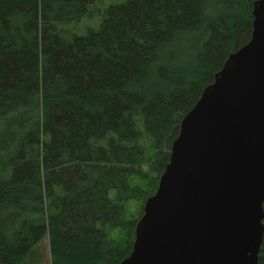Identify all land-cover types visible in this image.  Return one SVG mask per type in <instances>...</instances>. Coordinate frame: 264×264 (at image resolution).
I'll return each instance as SVG.
<instances>
[{"label":"trees","instance_id":"obj_1","mask_svg":"<svg viewBox=\"0 0 264 264\" xmlns=\"http://www.w3.org/2000/svg\"><path fill=\"white\" fill-rule=\"evenodd\" d=\"M95 1L0 0V264L129 253L180 119L249 39L254 0H122L97 29L58 26Z\"/></svg>","mask_w":264,"mask_h":264},{"label":"water","instance_id":"obj_2","mask_svg":"<svg viewBox=\"0 0 264 264\" xmlns=\"http://www.w3.org/2000/svg\"><path fill=\"white\" fill-rule=\"evenodd\" d=\"M184 113L117 264H255L264 209V0Z\"/></svg>","mask_w":264,"mask_h":264},{"label":"rangeland","instance_id":"obj_3","mask_svg":"<svg viewBox=\"0 0 264 264\" xmlns=\"http://www.w3.org/2000/svg\"><path fill=\"white\" fill-rule=\"evenodd\" d=\"M122 0H96L90 7L86 15L82 16L78 22L59 24L58 26L76 34H83L87 28L97 29L102 16L103 8L110 3H118ZM135 126L141 131L142 142L144 146L150 144V137L145 134L142 128L141 120L138 116L134 117ZM115 232L107 231V237H112Z\"/></svg>","mask_w":264,"mask_h":264}]
</instances>
